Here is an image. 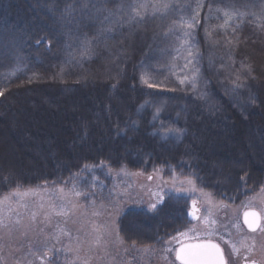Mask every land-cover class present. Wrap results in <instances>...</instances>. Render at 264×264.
<instances>
[{
    "label": "rangeland",
    "instance_id": "rangeland-1",
    "mask_svg": "<svg viewBox=\"0 0 264 264\" xmlns=\"http://www.w3.org/2000/svg\"><path fill=\"white\" fill-rule=\"evenodd\" d=\"M152 40L142 37L140 45L149 47ZM199 53L196 22L177 20L132 76L121 71V55L102 60L105 77L116 82L113 95L108 94L111 100L103 107L97 104L94 91L70 100L68 91L51 92L46 100L35 97L33 102H27L28 113L21 109L31 136L22 135L27 129L15 116L6 128L0 127L3 158L29 165L27 156H31L60 170L61 161L68 162L56 157V142L70 126L69 120L90 114V123H81V134L68 144L67 151L73 156L83 151L87 162L97 161L101 166L93 165L60 197L55 196L58 203L46 198L45 206L40 207L53 210L54 217H65V229L59 237H53L57 242H65L62 247L70 252L62 263L142 264L150 257L151 264H180L175 257L178 245L207 239L222 247L226 264H241L244 260L264 264V131L253 123L256 118L264 119V96L260 101L263 114L249 112L243 117L239 113L243 126L230 124L223 115L228 110L225 98L203 75ZM261 81L264 87V79ZM167 105L177 109L163 107ZM246 105L240 103L241 107ZM85 106L94 108V112L84 110ZM129 111L132 112L124 117L122 128L115 129L110 136L92 133L94 127L104 131L103 124L100 126L102 116L110 119L111 114L125 115ZM44 132L52 137L36 142ZM247 159L251 168L263 171L258 178L253 176L249 180L255 183L260 179L259 186L246 193L231 192L226 187V171L237 169L244 174ZM66 176L64 172L56 178ZM25 178L31 181L34 177ZM7 180L0 179V184ZM50 188V192L57 191L54 184ZM50 192L38 191L27 198L48 196ZM135 196L145 201L141 213L122 221L124 203ZM81 197L90 202L92 210L83 204L76 206V213L72 214V206L81 204ZM248 208L258 210L262 216L255 233L247 232L241 220L242 212ZM193 210L195 216L190 217L188 213ZM117 226L134 231L136 237L132 239L129 232L125 236L124 232L118 233ZM20 235L23 236L21 231ZM129 238L134 241L132 245L126 243ZM137 245L144 257L134 261ZM37 249H23L17 244L5 261L58 264L53 248Z\"/></svg>",
    "mask_w": 264,
    "mask_h": 264
},
{
    "label": "trees",
    "instance_id": "trees-1",
    "mask_svg": "<svg viewBox=\"0 0 264 264\" xmlns=\"http://www.w3.org/2000/svg\"><path fill=\"white\" fill-rule=\"evenodd\" d=\"M177 20L196 22L202 72L212 88L225 98L228 110L223 111V115L229 123L243 126L239 113L243 117L249 112L263 114L260 101L264 96L261 81L264 79V0H0V127L6 128L15 116L27 129L22 135L31 136L21 109L35 97L46 100L51 92L68 91L70 100L94 91L97 104L104 106L111 100L108 94L113 95L116 82L105 77L102 60L121 55V71L132 76L142 59L161 42ZM142 37L153 38L149 47L140 45ZM242 102L246 107L240 106ZM86 108L91 113L95 110L90 106L83 109ZM28 110L25 108V112ZM124 116L122 113L110 119L102 116L103 132L110 136L113 128H122ZM86 117L89 119L84 121ZM89 120L90 114L69 120L70 126L56 142V157L68 162L61 161L60 170L50 162L42 163L31 156H27V160L35 168L26 164L28 162L16 164L3 158V151L0 152V179L10 180L9 185L0 184V264L8 263L7 255L17 244L23 249L53 248L58 264H64V257H69L70 252L63 248L65 242L53 239L65 229V217H54L53 210L40 207L45 206L46 198L58 203L55 196L60 197V193L93 165L101 166L97 161L87 162L83 151L77 156L67 151L68 144L81 134L82 124L90 123ZM253 123L264 131V119L256 118ZM97 132L99 129L94 127L92 133ZM17 136L20 138V134ZM46 137L52 136L44 132L36 142ZM246 161L244 174L236 172L237 169L226 171L229 176L226 187L231 192L246 193L259 186L260 179L255 183L249 181L253 176L251 165L248 159ZM31 170L34 171L30 173L32 176L42 179L25 178L23 174ZM64 172H67L66 178H56ZM53 184L57 191L50 192ZM38 191L50 192L49 197L42 194L40 198H27ZM80 202L72 206V214L76 213V206L85 204V208H92L82 197ZM144 205L143 198L131 197L124 203L122 221H127L129 216L130 219L137 217ZM15 225L16 231L15 228L11 231ZM117 231L124 232V236L129 232L132 239L136 237L134 231H125V226L122 230L117 226ZM132 239H127L126 243L132 245ZM135 248L134 261H138L144 253L139 245ZM149 258L142 264H151Z\"/></svg>",
    "mask_w": 264,
    "mask_h": 264
},
{
    "label": "water",
    "instance_id": "water-1",
    "mask_svg": "<svg viewBox=\"0 0 264 264\" xmlns=\"http://www.w3.org/2000/svg\"><path fill=\"white\" fill-rule=\"evenodd\" d=\"M248 214L247 216L245 214ZM253 213L255 215H253ZM242 223L248 231L258 230L261 223L260 213L255 209H248L242 214ZM252 223L253 227L248 225ZM214 245L215 247H211ZM213 256L215 257L216 264H225L224 256L220 247L211 241H195L187 242L178 246L176 250V259L181 264H187V262L194 256Z\"/></svg>",
    "mask_w": 264,
    "mask_h": 264
},
{
    "label": "bare ground",
    "instance_id": "bare-ground-1",
    "mask_svg": "<svg viewBox=\"0 0 264 264\" xmlns=\"http://www.w3.org/2000/svg\"><path fill=\"white\" fill-rule=\"evenodd\" d=\"M161 103H163V102H161ZM163 104H164V103H163ZM163 104H162V105H163ZM165 105H166V104H165ZM163 107H165V108H169L170 110H171V109L174 110V108L177 109V107H172V106H169V105H167V106H163ZM157 108L159 109V111H161V112L163 111L161 105H159ZM169 109H168V110H169ZM129 112L131 113L132 111H129ZM130 113H127V115H129ZM117 115H119V114H111V115L108 116V117H115V116H117ZM123 116H124V115H123ZM124 117H125V116H124ZM115 119H116V118H115ZM119 119H120V118H119ZM108 124H112V123H108ZM115 129H116V128H113L112 131H115ZM112 131H111V132H112ZM97 134H98L99 136L102 137L103 135H105V132H97ZM251 170H252V171H251L252 176H255L256 178H258V176H259V175H257V173H262V172H263L261 169H257V168H251ZM31 172H34V171H32V170H31V171H27V173L23 174V175H26V176H24V177L31 176V174H32ZM30 173H31V174H30ZM27 174H28V175H27ZM29 174H30V175H29ZM23 175H21V176H23ZM32 177H34V176H32ZM34 179H35V177L32 178V180H34ZM5 183H6V185H9V184H10V180L8 179ZM260 216H261V215H260ZM261 223H262V216H261ZM261 223H260V224H261ZM256 231H257V230H256ZM256 231H253V232L250 231L249 233H255Z\"/></svg>",
    "mask_w": 264,
    "mask_h": 264
},
{
    "label": "snow or ice",
    "instance_id": "snow-or-ice-1",
    "mask_svg": "<svg viewBox=\"0 0 264 264\" xmlns=\"http://www.w3.org/2000/svg\"><path fill=\"white\" fill-rule=\"evenodd\" d=\"M151 86V85H150ZM153 208H155L156 206L153 205ZM190 215H195V210H193L192 213H190ZM246 216L248 215L247 213L245 214ZM253 215H255L253 213ZM250 228L253 227L252 223H249L248 225ZM211 247H215L214 245H212ZM187 264H216V260L215 257L213 256H196L194 255L188 262Z\"/></svg>",
    "mask_w": 264,
    "mask_h": 264
},
{
    "label": "flooded vegetation",
    "instance_id": "flooded-vegetation-1",
    "mask_svg": "<svg viewBox=\"0 0 264 264\" xmlns=\"http://www.w3.org/2000/svg\"><path fill=\"white\" fill-rule=\"evenodd\" d=\"M193 212V211H192ZM188 215H190V212L188 213ZM199 215V214H198ZM195 216V215H194ZM190 217H193V215H191ZM203 240H207V239H203ZM222 249V247H221ZM222 252H223V249H222ZM246 261V262H244ZM241 264L245 263V264H257L255 261L251 260V261H247V260H244Z\"/></svg>",
    "mask_w": 264,
    "mask_h": 264
}]
</instances>
